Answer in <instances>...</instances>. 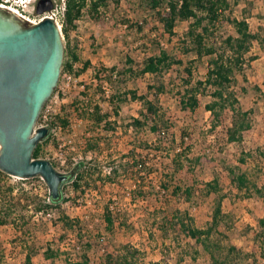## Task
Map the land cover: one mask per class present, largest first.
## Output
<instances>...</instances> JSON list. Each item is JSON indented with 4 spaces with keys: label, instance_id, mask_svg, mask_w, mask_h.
<instances>
[{
    "label": "trees",
    "instance_id": "1",
    "mask_svg": "<svg viewBox=\"0 0 264 264\" xmlns=\"http://www.w3.org/2000/svg\"><path fill=\"white\" fill-rule=\"evenodd\" d=\"M136 1L139 11L151 16L170 38L176 36L175 30L179 22L189 24L187 32L177 39L178 48L165 49L159 42H155L157 51L145 58L139 66L127 58L121 68L96 70L94 75L96 87L85 86L79 98L72 104L93 126L104 124V131L115 133L117 122L112 120L110 112H104L98 105L94 106L93 112L89 111L90 107H85L90 106L93 97L100 94L102 102L110 104L118 116L122 105L129 101H140L142 109L139 116L133 118L126 127V130L130 131V148L121 156L122 159L118 160L113 154L111 139L108 140L100 134L84 138L85 160L77 163L70 161L69 170L61 172L67 175L68 179L61 185L58 199H54L48 192L44 199L28 194L26 206L22 208L21 214H17L16 199L12 195H6L12 193V188L2 190L0 228L9 223L18 226L19 219L23 224L29 225L30 222L24 221L26 213L30 215L29 219L38 214L45 217L56 214L57 222L62 226L64 233L58 238L47 240L43 246H39L34 240L30 241L25 248L23 264H38L36 260L39 256L45 261L41 264H56L60 259L63 264H91L93 239L89 235V226L79 218L70 217L63 209L64 203L74 201L72 196L65 198V189L71 184L75 194L82 197L92 190L101 192L108 185L123 183L131 186L129 194L132 202H148L156 197L161 203V207L148 213L151 215L153 227L160 232L163 239L160 260L149 264H173L172 250L176 253L175 264H182L188 256L191 260L197 261L201 251L209 256L207 264H260L259 257L264 260V217L258 220V230L250 229L258 246L257 251L244 252L243 249L231 243L225 244L221 240V237H227L226 231L231 228L233 220L224 206V201L231 193L225 190L218 167L221 165L229 174L233 186L238 191L235 196L258 197L264 200V185L261 186L239 166H230L225 162H220L219 165L218 158L211 156L207 150L194 153L195 147L188 142L191 140L190 134L182 131L177 135L176 123L160 104L161 95L168 89L164 81L149 84L147 91L141 95L124 88L131 81L147 75L158 79L164 77L174 67H182L181 83L177 85L176 94L180 109L183 112L195 113L201 107L202 97H210L211 101L204 105V111L209 112L211 117L209 131L214 133L225 126L227 142L241 146L245 133L253 128V111L245 109L241 104L237 90V74L246 76L245 67L256 60L251 56L255 43L264 49V35L252 33L249 28L246 13L250 12L247 9L250 3L248 0ZM240 3H245L246 7L243 9L242 18H237L233 14V6ZM106 5L107 0H67L66 19L62 28L65 56L61 77L64 72L80 77L90 69V62L82 60L78 40L73 41L71 36L77 30V21L85 12L95 18L98 9ZM225 23L233 26L234 33L215 40V34ZM138 30L143 32L144 25H138ZM204 61L208 65L206 76L203 79H196L195 69ZM79 63H82V67L76 68ZM114 83L118 89L116 87L106 98L103 87L105 84ZM241 90L245 91V88L242 87ZM58 119L65 127L68 126L67 119ZM228 120L230 124L227 126ZM46 141L38 145L34 158H41L42 145ZM105 152L108 174L104 173L105 168L99 162ZM89 153L94 156L87 159ZM247 155L249 154L239 158L240 164L246 163ZM53 165L57 169L54 163ZM186 174L190 175L188 182ZM5 176L8 175L0 171L1 184ZM208 176L211 178L208 179ZM211 197L214 198L212 219L206 227L201 228L197 226L190 209L183 208L182 205L196 206ZM103 220L106 224L105 230L111 236L118 227L122 230L132 226L122 212H115L110 206L105 208ZM153 229L149 230L150 238L154 237ZM70 232L75 237V254L63 248V243L69 239ZM145 256L146 252L142 248L123 244L108 250L102 261L103 264H143ZM1 259L2 257L0 261Z\"/></svg>",
    "mask_w": 264,
    "mask_h": 264
},
{
    "label": "rangeland",
    "instance_id": "2",
    "mask_svg": "<svg viewBox=\"0 0 264 264\" xmlns=\"http://www.w3.org/2000/svg\"><path fill=\"white\" fill-rule=\"evenodd\" d=\"M250 5L246 13L248 16L249 28L252 33L264 35V1L263 0H248ZM245 3H240L238 6H233L234 16L242 18ZM229 15V11H227ZM109 16V19L106 17ZM146 21L145 23H143ZM131 24V25H130ZM138 25H144V31L138 30ZM77 30L72 34L71 39L78 40L79 52L82 60L89 61L91 64L87 73L82 75L80 85L96 87L95 71L108 68H121L124 66L126 59H132L136 66L142 64L145 58L151 56L157 51L155 42H159L165 49L176 48L178 46V37H182L188 30L187 22H179L176 27V36L170 38L164 34L163 27L158 24L151 16L142 13L137 7L136 0H107L106 6H101L98 9V15H89L85 12L79 23H76ZM220 31L215 34V40H219L221 36L234 33L232 25L225 23ZM64 38V35H63ZM214 38V37H212ZM65 42V38H64ZM74 43V42H73ZM75 44V43H74ZM178 48V47H177ZM178 51V50H177ZM251 56L255 57L250 65H247L244 70V75L237 74L240 101L242 106L247 110H252L253 128L245 133L244 142L241 146L231 145L227 142L226 127H220L214 133L210 130V113L204 111V105L211 101L210 97H202L201 107L195 112H183L179 106V98L177 97V85L181 83L182 67H174L164 77L155 79L147 75L136 81H131L126 90H134L139 95L147 91L149 84L156 81H164L167 84L166 93L160 97L161 106L168 112L173 122L176 123L175 132L180 135L182 131L190 134L193 144L194 153H201L202 150H207L211 156L218 158L220 162H225L230 166H239L241 170L247 172L258 183L264 185V49L258 43H255ZM82 62V63H83ZM76 68L79 67L80 64ZM208 71L207 62L199 63L195 69V78L203 79ZM246 77V78H245ZM62 83L60 78L59 85ZM110 90L109 95L113 90L118 89L116 83L109 85L105 84ZM244 87L245 91L241 88ZM85 89V88H84ZM104 90V87H103ZM84 90L73 89L67 95H61L62 117L70 118L71 124L74 127V134L68 132L67 138L72 141L71 147L75 150H68L66 154V165L61 167L58 159V144L57 141L45 142L40 159H47L54 163L59 172L69 170V162L77 163L85 160L84 157V138L100 134L101 136L111 139V147L113 154L121 160L127 150L130 148V131L126 130L127 124L133 118L139 116L142 109L140 101H129L120 107L118 116L112 107L107 102H102L100 94L92 99V104L88 107L98 105L104 112L108 111L112 115V120H116V132L104 131L101 126L95 127L87 119L74 110L73 102L79 98L80 92ZM105 92V90H104ZM106 96V94H105ZM108 96H106L107 98ZM73 114V116H71ZM75 114V115H74ZM87 117V115H86ZM77 118L83 119L82 123L77 121ZM230 120L227 122V126ZM104 127V124H103ZM67 151V150H66ZM244 154L246 163H239V158ZM92 153L88 154V158L93 157ZM107 152L100 157V164L105 168L104 173L108 174L106 168ZM220 178L227 192L231 193L224 201L225 211L230 213L233 222L231 228L226 231L227 237H221L225 243H231L244 252L257 251V244L253 239V232L250 229L258 230V220L264 217V200L258 197L244 198L243 195L235 196L238 191L233 186L230 176L218 167ZM189 174L185 175L187 182ZM210 179L211 177H207ZM31 180V179H29ZM12 188V193L6 195L14 196L16 203V213L21 214L22 208L26 206L27 195L33 197L38 196L41 199L49 193L46 182L42 179L31 181L19 180L10 176L3 177V183L0 182V194L2 190ZM131 186L128 184L108 185L101 192L94 190L87 193L85 196L78 197L73 191L72 185L68 184L65 189V198L72 196L73 202L64 203L63 209L72 218L81 219L89 226V235L93 239V249L90 253L91 264H103V257L108 252L118 248L123 244H132L140 247L146 252L145 261L143 264H149L152 261H158L161 258V245L163 239L160 232L153 227L151 215L154 209L161 207V203L153 197L148 202L136 201L132 202L130 197ZM7 193V192H6ZM213 200L208 198L201 201L196 206H188L183 204V208H189L190 212L196 220L199 227H206L211 222L213 213ZM76 203V204H75ZM77 203L79 205H77ZM107 206L114 209L115 212H122L132 226L126 229H116L113 236L109 235L105 230V222L103 220L104 210ZM30 215H24V221L30 222L29 225L23 224V221L18 220V226L9 223L0 228V264H23L25 259V248L30 241H36L39 246H43L47 240L58 238L64 233L62 226L57 222L58 215L43 216L38 214L34 218L29 219ZM17 226V227H16ZM30 228V229H29ZM154 228V229H153ZM153 229L154 237H149V230ZM75 237L70 232L69 239L63 243V248L76 253L74 249ZM172 255V263H176V253L174 250ZM259 255V253H258ZM260 264H264V260L259 257ZM38 264L44 263L42 256L36 260ZM209 256L201 251V255L197 261L191 260L188 256L182 264H207ZM56 264H63L62 259Z\"/></svg>",
    "mask_w": 264,
    "mask_h": 264
},
{
    "label": "water",
    "instance_id": "3",
    "mask_svg": "<svg viewBox=\"0 0 264 264\" xmlns=\"http://www.w3.org/2000/svg\"><path fill=\"white\" fill-rule=\"evenodd\" d=\"M52 9V0L37 5L38 14ZM64 56V38L52 19L31 26L0 8V171L42 178L54 199L68 176L34 152L49 135L37 125L59 85Z\"/></svg>",
    "mask_w": 264,
    "mask_h": 264
},
{
    "label": "built area",
    "instance_id": "4",
    "mask_svg": "<svg viewBox=\"0 0 264 264\" xmlns=\"http://www.w3.org/2000/svg\"><path fill=\"white\" fill-rule=\"evenodd\" d=\"M39 1L40 0H0V8L13 13L18 18H20L22 21L28 23L31 26L37 25L41 23L42 21H44L45 19H52L56 23V25L59 27L63 35L62 28L64 26L65 19H66L67 0H52L53 9L43 14L37 13V5ZM106 19H109V16H107ZM80 21L81 19L78 20L77 23H79ZM77 66L78 64L75 67ZM79 67H82V64H80ZM81 77L82 76L77 77L73 73L64 72L60 87L56 89L57 90L56 93H54L52 98L46 104L41 114L39 123L37 125V128H48L49 129V135L44 141L46 140H47L46 142L57 141L58 151H59L58 159H59V165L61 167H65L66 165V162H67L66 154L68 153V150H73V151L75 150L74 147L70 146L72 143V141L69 140L70 137L67 138L66 136V134L70 131L72 132V134L75 133L74 127L71 124V119L64 118L68 120V126L66 127L60 122L56 121L57 117H62L61 95L62 96L67 95L69 94L71 90L77 89V88L78 90H84L85 86L80 85L82 81ZM93 81L95 82L96 80L94 79ZM104 90H105L106 96H109L110 90L108 89V87L104 86ZM93 108L94 107H90L89 111L93 112L94 110ZM72 111H77V110L74 108V110ZM71 116H73V114ZM77 121L79 123H82L85 120L77 118ZM100 126L102 129L103 124H101ZM12 178L22 180L17 177H12Z\"/></svg>",
    "mask_w": 264,
    "mask_h": 264
}]
</instances>
